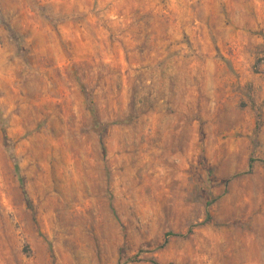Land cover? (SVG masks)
<instances>
[{
  "label": "rangeland",
  "instance_id": "374dc122",
  "mask_svg": "<svg viewBox=\"0 0 264 264\" xmlns=\"http://www.w3.org/2000/svg\"><path fill=\"white\" fill-rule=\"evenodd\" d=\"M0 264H264V0H0Z\"/></svg>",
  "mask_w": 264,
  "mask_h": 264
},
{
  "label": "trees",
  "instance_id": "16d2710c",
  "mask_svg": "<svg viewBox=\"0 0 264 264\" xmlns=\"http://www.w3.org/2000/svg\"><path fill=\"white\" fill-rule=\"evenodd\" d=\"M114 124H121V122L114 123ZM94 128L99 133L100 138H102L103 137V134H104V132L106 130V127H105V125H103L102 123H100V121L98 120V118L96 116H94ZM28 206L31 208L30 201H28ZM111 208H112L113 213L116 215V212H115L114 207L112 206ZM174 236H179V235H174Z\"/></svg>",
  "mask_w": 264,
  "mask_h": 264
}]
</instances>
